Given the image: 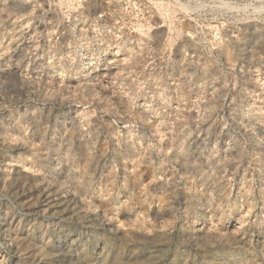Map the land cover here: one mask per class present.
Here are the masks:
<instances>
[{
  "label": "rangeland",
  "instance_id": "obj_1",
  "mask_svg": "<svg viewBox=\"0 0 264 264\" xmlns=\"http://www.w3.org/2000/svg\"><path fill=\"white\" fill-rule=\"evenodd\" d=\"M0 264H264V0H0Z\"/></svg>",
  "mask_w": 264,
  "mask_h": 264
}]
</instances>
